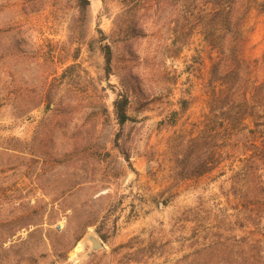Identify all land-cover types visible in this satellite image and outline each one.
<instances>
[{
	"label": "rangeland",
	"instance_id": "obj_1",
	"mask_svg": "<svg viewBox=\"0 0 264 264\" xmlns=\"http://www.w3.org/2000/svg\"><path fill=\"white\" fill-rule=\"evenodd\" d=\"M85 1L0 0V264H264L252 245L264 237L229 227L252 208L254 169L264 202V136L200 179L174 169L172 146L211 116L215 55L186 36V1ZM256 2L244 57L261 83ZM188 91V111L159 126ZM122 93L130 121L119 129Z\"/></svg>",
	"mask_w": 264,
	"mask_h": 264
},
{
	"label": "trees",
	"instance_id": "obj_2",
	"mask_svg": "<svg viewBox=\"0 0 264 264\" xmlns=\"http://www.w3.org/2000/svg\"><path fill=\"white\" fill-rule=\"evenodd\" d=\"M185 1L186 36L198 32L210 54L215 56L210 58L207 83L211 116L206 117L197 135L190 132L179 136L177 144L172 146V162L177 177L182 181L197 180L219 169L223 155L231 150L253 154L259 148V137L264 136V81H256L254 66L244 57L247 42L244 27L250 10L257 4L256 0ZM104 59L107 75H110L112 57L109 46L104 47ZM256 62L254 60L253 64ZM185 97L178 101L180 111L172 112L167 120L159 122V126L166 122L174 126L179 113L188 111L193 97L190 91ZM128 108V96L125 93L117 95L113 110L119 129L130 121ZM246 145L249 146L245 148ZM257 170L252 172V208L246 214L237 210L234 218H230V232L240 231L251 237L261 234L264 237L263 183L260 175L255 174ZM252 245L254 248L259 246L262 249L260 254L263 253L264 239L252 240Z\"/></svg>",
	"mask_w": 264,
	"mask_h": 264
},
{
	"label": "water",
	"instance_id": "obj_3",
	"mask_svg": "<svg viewBox=\"0 0 264 264\" xmlns=\"http://www.w3.org/2000/svg\"><path fill=\"white\" fill-rule=\"evenodd\" d=\"M89 239L92 242L93 250H97V249L101 248V244L98 241H96L93 237H90Z\"/></svg>",
	"mask_w": 264,
	"mask_h": 264
}]
</instances>
